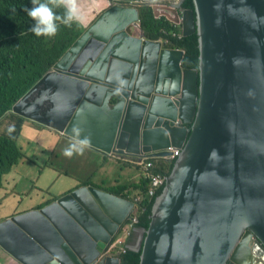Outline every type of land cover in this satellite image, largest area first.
Returning a JSON list of instances; mask_svg holds the SVG:
<instances>
[{
    "label": "water",
    "instance_id": "obj_1",
    "mask_svg": "<svg viewBox=\"0 0 264 264\" xmlns=\"http://www.w3.org/2000/svg\"><path fill=\"white\" fill-rule=\"evenodd\" d=\"M126 1L109 0L11 110L65 138L79 128L106 154L181 150L148 228L134 227L140 264H264V0L182 8L181 35L199 41L190 68L183 50L127 31L150 0ZM134 207L82 185L1 220L0 245L22 264H121L108 244Z\"/></svg>",
    "mask_w": 264,
    "mask_h": 264
},
{
    "label": "trees",
    "instance_id": "obj_2",
    "mask_svg": "<svg viewBox=\"0 0 264 264\" xmlns=\"http://www.w3.org/2000/svg\"><path fill=\"white\" fill-rule=\"evenodd\" d=\"M45 2V0H41ZM182 8L194 10L193 0H183ZM32 0H0V188H5L4 195L15 190L8 189L4 184V177L13 166L20 161L28 159L30 164H35V155H27L17 142L27 125L41 128V125L26 117L11 111L13 104L33 86L53 65L81 34L83 29L79 23H73L71 27L59 25L54 37L35 36L30 31L34 21L27 15L25 8H32ZM139 9V21L133 26L137 30L130 32L134 35L144 36L148 39H165L167 47L183 49L181 64L184 68L197 67L199 63L198 34L181 35L178 25L181 23V8L173 5L169 0L160 3L141 4ZM59 13L63 9L57 10ZM5 127L3 128V125ZM14 126L11 137L9 127ZM45 157V165L54 166L57 160L54 152L49 149H41ZM114 155V154H112ZM107 155L105 158L113 157ZM116 159L123 161V155L115 154ZM55 161H52V160ZM156 164L162 165L159 158H154ZM175 161V160H174ZM174 161L170 164L171 172ZM138 168L139 165L135 164ZM40 169L44 168L40 166ZM157 169V167H155ZM140 176L139 180L119 184L116 187H100L117 195L128 198L130 189H133V200L138 193L141 200L135 207L137 221L135 227L147 229L151 221L150 215L156 197L162 192L163 185L156 190L154 195L148 194L149 180ZM92 183V175L81 179L78 184ZM54 195V194H53ZM58 197V196H55ZM3 197L0 198V202ZM131 199V198H130ZM121 264H140L141 250L127 247L120 252Z\"/></svg>",
    "mask_w": 264,
    "mask_h": 264
},
{
    "label": "crops",
    "instance_id": "obj_3",
    "mask_svg": "<svg viewBox=\"0 0 264 264\" xmlns=\"http://www.w3.org/2000/svg\"><path fill=\"white\" fill-rule=\"evenodd\" d=\"M92 1L93 0H79V3H82L84 5L91 4L92 11L97 14L98 12H100V10L103 7L107 5L106 0H101L100 3L99 1L98 2H92ZM85 21L88 22L89 20H85ZM25 129H27L28 132L41 131L42 134L40 136L33 137V139H35V143L38 145L41 140L44 141L45 142L44 149L50 148L49 150H52L54 152V157L57 160V162L56 164H54V166L45 165V157L40 149L38 154L35 155V159H37V161L35 160V162H33L35 164H30L28 159H25L17 164V167L22 165L24 170H28L29 173L34 174L38 177L50 176L51 181L47 183V186L43 188L41 192L33 194L30 192H21L18 188L17 183H12V178H11V189L15 191L4 195L6 189L0 188V198L3 197L2 201L0 202V205L7 198L11 196L18 195L19 197L17 201L9 207V212L7 215H0V220L9 218L13 215L23 213L29 210L40 209L45 204L54 200L56 198L55 196L63 195L65 193L72 191L75 188H78L77 186L78 178L85 179L92 175V183H86L85 185H93L103 188L105 186L116 187L119 184L130 182V180H126V178L129 176V171L134 169L131 166V164H134L133 162L126 161V164L121 163L116 159L115 155H112L113 157L106 159L105 157L109 154L103 153L91 146L85 149L83 155H79L75 158L74 156H72L71 158L74 159L62 161L60 158L62 157L63 148H61V150L58 151V149L55 146L56 144H62L63 142H65V144L68 146L71 138L62 137L60 133L54 135L52 132L48 130H45L43 128H38L30 124L27 125ZM22 133H23V129H22ZM24 151L26 150L24 149ZM26 152L27 155H31L34 153V152L29 153L28 151ZM39 165L43 166L44 168L40 169ZM135 168H137L136 170L137 180H139L140 169L136 165ZM54 171L59 172V174H64L68 178V183L62 189L57 191L52 190L53 183L58 179L57 176H54L53 174ZM5 187L8 188L6 184ZM19 191L21 192V194L18 193ZM136 191L138 190L137 189L134 190L135 193ZM128 198L133 199L132 189H130ZM138 237H139V231L134 228L130 236L127 238V244L129 245V247L132 246L131 245L132 243H135L137 241ZM0 248H2L5 252L4 261L6 262V264H22L19 260L14 258L12 254H10L7 250H5L1 245Z\"/></svg>",
    "mask_w": 264,
    "mask_h": 264
},
{
    "label": "clouds",
    "instance_id": "obj_4",
    "mask_svg": "<svg viewBox=\"0 0 264 264\" xmlns=\"http://www.w3.org/2000/svg\"><path fill=\"white\" fill-rule=\"evenodd\" d=\"M106 1H107V5L105 7H103L102 9L107 8L110 5L109 0H106ZM163 1H166V0H150L147 3H138V4H136V6L138 8V6L141 4L160 3ZM169 1L173 4L172 0H169ZM100 2H101V0H99V3ZM112 3L122 5V6H126V7H133L135 5V3L131 2V1H126V0H113ZM32 5H33V7L30 9L25 8V11L27 12V15L34 21V25L30 28V31L32 33H34L35 36H37V37H40V36L54 37L58 32L60 24H63L67 27H71L72 24L75 22V23L82 24L83 26H86V24H83V20H89L90 21V19L86 18V17L82 20L80 8H79V0H45V2H41V0H32ZM180 8H181V13H182V7H180ZM58 9H63V12L59 13L57 11ZM181 20H182V16H181ZM89 21L86 23H89ZM133 24H135V23H133ZM133 24H131V25H133ZM179 25H181V23ZM130 27L131 26L127 27V31H130ZM180 34H181V32H180ZM133 36H139V35H133ZM152 40H159L161 43L163 41H165L166 42L165 45L167 47V40H165V39L159 38V39H152ZM168 48L181 49L178 47H168ZM181 50H183V49H181ZM183 53H184V51H183ZM121 83H123V81H121ZM14 130H15L14 126L9 127L8 133H9L10 137H11V134L14 132ZM89 147H90V139L86 136L82 137L81 136V130L79 128L73 127L72 139L69 141L68 146L63 149V155L68 157V158H71L73 155H76V154L83 155L85 149H87ZM109 155H112V154H109ZM123 156L127 158L126 160L124 159L125 161H130L129 159H134L135 157L139 158V156H137V155H135V156L123 155ZM130 162H132V161H130ZM48 166H50V165H48ZM80 186H82V185H80ZM58 196H60V195H58ZM56 198H58V197H56ZM131 200H133V199H131ZM135 207H136V205H135ZM135 207H134V212H135ZM134 212H133V214H134ZM136 221H137V218H136ZM136 221L133 222V225L130 229V234H131L133 228L135 227L134 223ZM130 222H132V218L128 219L126 221L124 227L120 230V232L118 234H116L114 236V238L108 244V247L110 246L111 243H113L119 236H121L124 233L125 227ZM130 234L127 235L125 238V241L123 244V246L125 248L128 247L127 238L130 236ZM120 247H121V245L117 246L116 250L113 251L114 254L110 253V252H107V254L111 255V256L118 257L120 259V255H119L120 252H124L120 249ZM107 251H108V249H107ZM120 263H121V260H120Z\"/></svg>",
    "mask_w": 264,
    "mask_h": 264
},
{
    "label": "rangeland",
    "instance_id": "obj_5",
    "mask_svg": "<svg viewBox=\"0 0 264 264\" xmlns=\"http://www.w3.org/2000/svg\"><path fill=\"white\" fill-rule=\"evenodd\" d=\"M98 1L99 0H93L92 2H98ZM174 1H177V0H174ZM79 8H80L82 20L85 17L90 18V21H89V23L86 24V26H83L82 24H80V27L82 29H85L96 18L97 13L92 11L91 4L84 5L82 3H79ZM130 26H131L132 31L135 32L137 30V27H135L133 25H130ZM178 27H179V31H181V25H178ZM36 93H37V90H36ZM39 124L41 125V128L52 132L54 135L59 134V131L55 127H51V126H48V125L43 124V123H39ZM4 127H5V124L3 125V128ZM41 134H42L41 131L28 132L27 129H24L23 133L17 138V142H18V144L21 145L22 148H24L29 153L34 152L33 154L37 155L39 150L43 149L45 147V142L41 140L40 143L37 145L35 143V139H33V137L40 136ZM55 147L58 149V151H60L61 148L64 149L65 147H67V145L65 144V142H63L62 144H56ZM63 149H62V151H63ZM26 151H25V153L27 154ZM73 156L75 158V157L79 156V154H76ZM74 158H68V157L64 156L62 153V157L60 159L62 161H67V160L74 159ZM52 161H55V160L53 159ZM124 164H126V162ZM131 166L135 170L132 169L129 171V176L126 178V180H130V182L132 180L137 181V171H136L137 168H135L134 164H131ZM53 174H54V176H57L58 179L53 183L52 190L57 191V190L62 189L68 183L67 176L64 174H59V172H57V171H54ZM11 178H12V183H17L18 188L21 192H30L33 194L41 192L42 189L47 186V183L51 181L50 176L38 177L34 174L29 173L28 170H24L22 165H20L18 167H17V165L13 166L12 170L5 175L4 184H6L9 189H11ZM133 189H136V188H133ZM20 191L18 192L19 194H21ZM18 197L19 196L16 195V196H11V197L7 198L0 205V215H7L9 212V207L17 201ZM4 257H5V252L2 248H0V264H6V262L4 261Z\"/></svg>",
    "mask_w": 264,
    "mask_h": 264
},
{
    "label": "built area",
    "instance_id": "obj_6",
    "mask_svg": "<svg viewBox=\"0 0 264 264\" xmlns=\"http://www.w3.org/2000/svg\"><path fill=\"white\" fill-rule=\"evenodd\" d=\"M166 150H171L173 153H171L170 155H162V156H155V155L139 156V158L135 157L134 159H129L134 164H137L140 166L139 168L140 176L144 175L143 177L149 180L150 185L148 187V194L151 196L156 193V190L159 187H161L162 185L163 186L165 185L166 179L169 175L170 164L172 163V161H174L177 158V156L180 155V152H181L179 148H173V147H168L165 149V151ZM123 158L125 160L127 159L124 156ZM154 158H159L160 161L162 162L163 167L161 165L156 164V162L154 161L155 160ZM155 167H157V169H155ZM140 200H141V195L137 193L134 197L135 205ZM134 221H136L135 212L132 215V222H130L125 227L124 233L121 236H119L113 243L110 244L107 252L113 253V251L116 250L118 245H121L120 249L122 251L126 250L123 244H124L126 236L130 234V229Z\"/></svg>",
    "mask_w": 264,
    "mask_h": 264
},
{
    "label": "flooded vegetation",
    "instance_id": "obj_7",
    "mask_svg": "<svg viewBox=\"0 0 264 264\" xmlns=\"http://www.w3.org/2000/svg\"><path fill=\"white\" fill-rule=\"evenodd\" d=\"M131 35H134V34H132L130 31H128ZM146 79H148V74H147V76H146Z\"/></svg>",
    "mask_w": 264,
    "mask_h": 264
}]
</instances>
